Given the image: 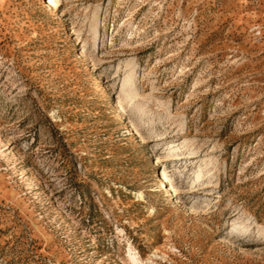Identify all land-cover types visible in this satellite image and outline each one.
Returning <instances> with one entry per match:
<instances>
[{"label": "rangeland", "instance_id": "1", "mask_svg": "<svg viewBox=\"0 0 264 264\" xmlns=\"http://www.w3.org/2000/svg\"><path fill=\"white\" fill-rule=\"evenodd\" d=\"M0 264H264V0H0Z\"/></svg>", "mask_w": 264, "mask_h": 264}]
</instances>
